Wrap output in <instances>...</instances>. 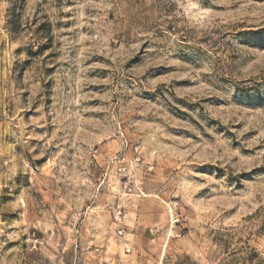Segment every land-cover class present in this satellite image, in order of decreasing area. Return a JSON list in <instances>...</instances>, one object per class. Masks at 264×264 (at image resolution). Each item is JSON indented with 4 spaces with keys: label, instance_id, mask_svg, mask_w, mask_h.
<instances>
[{
    "label": "rangeland",
    "instance_id": "rangeland-1",
    "mask_svg": "<svg viewBox=\"0 0 264 264\" xmlns=\"http://www.w3.org/2000/svg\"><path fill=\"white\" fill-rule=\"evenodd\" d=\"M0 264H264V0H0Z\"/></svg>",
    "mask_w": 264,
    "mask_h": 264
}]
</instances>
